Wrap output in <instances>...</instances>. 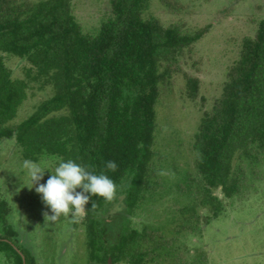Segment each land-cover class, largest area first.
<instances>
[{"label": "trees", "instance_id": "16d2710c", "mask_svg": "<svg viewBox=\"0 0 264 264\" xmlns=\"http://www.w3.org/2000/svg\"><path fill=\"white\" fill-rule=\"evenodd\" d=\"M71 1L0 0V144L14 142L22 160L57 165L72 159L104 172L116 183V195L128 180L125 209L114 219L107 220L105 212L115 197H92L86 205L81 224L88 264L108 259L146 264L150 253L163 249L162 236L133 229L130 217L153 168L156 107L173 85L168 81L179 71L177 60L207 30L187 34L178 24L146 18L152 0H108L105 21L97 34L88 35ZM4 58L25 61L26 77L14 79ZM31 83L51 87L52 94L16 123ZM187 86L194 99L199 80L191 78ZM193 147L199 197L185 216L191 219L199 206L217 217L223 201L244 188V165L250 170L264 162L258 157L264 154V18L255 36L243 40L219 98L199 122ZM108 161L116 162L115 171L107 168ZM193 180L190 186L197 183ZM6 206L0 202V224ZM12 237L0 231V254L13 264H30L32 258L12 244Z\"/></svg>", "mask_w": 264, "mask_h": 264}, {"label": "rangeland", "instance_id": "374dc122", "mask_svg": "<svg viewBox=\"0 0 264 264\" xmlns=\"http://www.w3.org/2000/svg\"><path fill=\"white\" fill-rule=\"evenodd\" d=\"M71 2L83 32L97 34L106 18L108 0ZM163 3H174L175 7L169 9ZM150 16L165 26L180 25L183 33L207 31L185 52V57L177 60L179 71L173 72L168 81L173 85L156 107L153 168L147 190L130 217L133 229L162 236L159 239L163 249L148 254L146 264H264V162L250 170L244 165V188L237 197L223 201L224 208L217 217L210 209L197 206L196 215L187 220L189 209L184 211L199 197L193 147L199 122L219 98L243 40L255 36L264 18V0H152L145 12L146 18ZM209 25L211 28H207ZM4 59L14 79L26 77L29 65L25 61ZM177 66L173 65L174 69ZM191 78L200 84L194 99L187 93ZM27 93L16 123L26 120L38 103L51 96L52 90L31 83ZM258 157L264 161V154ZM22 164L14 142L2 141L0 202L7 206L3 208L5 222L0 224V231L6 229L10 238L13 236L12 244L32 258L30 264H88L82 218L61 217L56 222L45 218V213L50 212L35 188H27L30 181ZM40 165L51 171L56 162L46 160ZM49 175L46 172L39 183H45ZM190 179L197 183L190 186ZM128 184V180L122 182L105 212L107 220L123 213ZM0 264L13 263L0 254Z\"/></svg>", "mask_w": 264, "mask_h": 264}, {"label": "clouds", "instance_id": "9594fccd", "mask_svg": "<svg viewBox=\"0 0 264 264\" xmlns=\"http://www.w3.org/2000/svg\"><path fill=\"white\" fill-rule=\"evenodd\" d=\"M117 167L115 161L107 162L108 169L115 171ZM22 168L30 181V188H27H35L50 212L45 213L50 222H56L61 217L75 220L84 216L92 197L111 201L116 196L117 185L108 175L72 159H60L49 171L37 161L26 158ZM46 172L50 173L49 178L40 184Z\"/></svg>", "mask_w": 264, "mask_h": 264}, {"label": "water", "instance_id": "95a60500", "mask_svg": "<svg viewBox=\"0 0 264 264\" xmlns=\"http://www.w3.org/2000/svg\"><path fill=\"white\" fill-rule=\"evenodd\" d=\"M107 264H113L111 259H108Z\"/></svg>", "mask_w": 264, "mask_h": 264}]
</instances>
